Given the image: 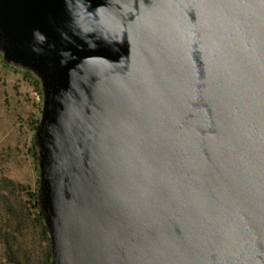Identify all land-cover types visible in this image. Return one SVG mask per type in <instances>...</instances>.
Listing matches in <instances>:
<instances>
[{
  "label": "water",
  "instance_id": "1",
  "mask_svg": "<svg viewBox=\"0 0 264 264\" xmlns=\"http://www.w3.org/2000/svg\"><path fill=\"white\" fill-rule=\"evenodd\" d=\"M0 54L50 264H264V0H0Z\"/></svg>",
  "mask_w": 264,
  "mask_h": 264
},
{
  "label": "rangeland",
  "instance_id": "2",
  "mask_svg": "<svg viewBox=\"0 0 264 264\" xmlns=\"http://www.w3.org/2000/svg\"><path fill=\"white\" fill-rule=\"evenodd\" d=\"M41 106L38 79L1 57L0 264L51 261L49 237L37 204L39 174L34 133Z\"/></svg>",
  "mask_w": 264,
  "mask_h": 264
},
{
  "label": "trees",
  "instance_id": "3",
  "mask_svg": "<svg viewBox=\"0 0 264 264\" xmlns=\"http://www.w3.org/2000/svg\"><path fill=\"white\" fill-rule=\"evenodd\" d=\"M0 58H1V54H0ZM29 74V73H28ZM35 196V194L33 195V197ZM41 214V213H40Z\"/></svg>",
  "mask_w": 264,
  "mask_h": 264
}]
</instances>
